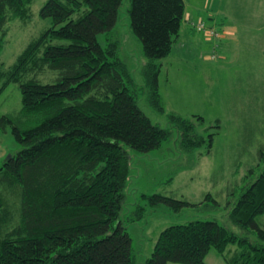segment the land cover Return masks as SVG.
<instances>
[{"label": "trees", "instance_id": "16d2710c", "mask_svg": "<svg viewBox=\"0 0 264 264\" xmlns=\"http://www.w3.org/2000/svg\"><path fill=\"white\" fill-rule=\"evenodd\" d=\"M122 1L46 0L39 15L51 21L50 28L9 68L0 67V94L18 83L21 105L18 113L0 116V131L10 129L20 147L0 165V264H134L121 219L129 176L126 149H157L168 131L138 107L117 43L102 47L98 42L99 34L115 26ZM32 2L0 0V52L7 23L29 18ZM127 12L147 58L142 72L152 85L150 99L162 110L156 61L171 52L185 4L130 0ZM45 69L57 74L42 83L35 75ZM170 118L186 148L205 142L193 134L192 122ZM147 198L174 212L193 205L161 195ZM263 214L264 168L228 215L254 239L212 220L172 225L158 234L144 264H206L211 250L225 264H264V228L255 220ZM141 216L139 207L135 219Z\"/></svg>", "mask_w": 264, "mask_h": 264}, {"label": "rangeland", "instance_id": "374dc122", "mask_svg": "<svg viewBox=\"0 0 264 264\" xmlns=\"http://www.w3.org/2000/svg\"><path fill=\"white\" fill-rule=\"evenodd\" d=\"M45 1L33 0L29 18L7 23L1 68H9L50 28L51 21L39 15ZM183 2L191 20L201 19L214 30L234 27L235 32L224 40L208 39L202 33H190L189 18L182 21L171 52L156 61L160 65L157 92L162 110L151 101L152 85L142 72L147 58L130 26V0L122 1L113 29L97 38L102 47L117 43V55L127 64L135 85L138 107L151 123L168 131L157 149L146 153L126 149L129 176L123 189L121 219L131 238L134 264H144L158 234L172 225L212 220L238 236L255 238L252 231L233 225L228 215L264 168V0ZM205 3L208 9L203 8ZM211 53L217 58L210 59ZM56 74L45 69L35 77L45 83ZM20 107L18 83L11 82L0 94V116L16 114ZM170 115L192 122L193 134L205 142L191 149L182 145V135ZM19 149L10 129L0 131V165ZM152 195L193 205L174 212L164 204L154 207L147 198ZM139 207L143 216L135 219ZM255 220L264 228V214ZM228 248L230 252L236 249Z\"/></svg>", "mask_w": 264, "mask_h": 264}, {"label": "crops", "instance_id": "0c3cea01", "mask_svg": "<svg viewBox=\"0 0 264 264\" xmlns=\"http://www.w3.org/2000/svg\"><path fill=\"white\" fill-rule=\"evenodd\" d=\"M203 8L208 9V3H205ZM212 15H209V17H211ZM185 18H189L191 20V15H189V13H186ZM211 19V18H209ZM194 21V20H191ZM185 23V21H184ZM187 24V22H186ZM194 30L190 29V33H192ZM221 31V38L222 40H224L226 37H232L234 35L235 32V28H229V27H221L220 29ZM205 262L206 264H225L223 262V260L221 259V257L215 252V251H210L207 256L205 257Z\"/></svg>", "mask_w": 264, "mask_h": 264}, {"label": "built area", "instance_id": "2783aa9c", "mask_svg": "<svg viewBox=\"0 0 264 264\" xmlns=\"http://www.w3.org/2000/svg\"><path fill=\"white\" fill-rule=\"evenodd\" d=\"M192 26L194 27V29L196 31L201 32L208 39H212V38H216L217 39V38L220 37V34L216 30H214V29H212L210 27H207L204 24V22H202L200 20L195 22V23H192ZM216 57L217 56L214 53H211L210 56H209L210 59H215Z\"/></svg>", "mask_w": 264, "mask_h": 264}]
</instances>
